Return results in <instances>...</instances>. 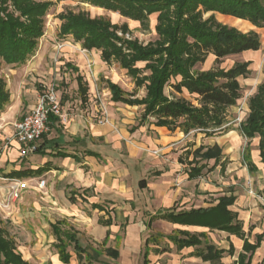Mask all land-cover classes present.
Returning <instances> with one entry per match:
<instances>
[{
  "label": "trees",
  "instance_id": "16d2710c",
  "mask_svg": "<svg viewBox=\"0 0 264 264\" xmlns=\"http://www.w3.org/2000/svg\"><path fill=\"white\" fill-rule=\"evenodd\" d=\"M14 8L11 12L8 3ZM68 1V0H57ZM88 3L93 7L118 14L123 18L139 22L143 30L149 29L150 17L157 15L155 31L158 38L147 44L133 37V31L127 23H113L107 16L92 17L87 11H68L59 14L61 21L59 36L72 37L88 52L97 50L101 60L108 65L117 63L126 71L134 83L132 92L125 91L119 84L105 81L112 95V101L129 106H140L143 112L139 127L150 124L166 127L170 131L180 130L184 134L192 131L211 136L216 130H222L227 123V111L235 107L241 99L239 78L250 74L251 62L236 63L226 70L215 67L201 71L199 64L206 62L212 54L216 63L229 56L245 52H257L261 49L260 35L256 31L242 32L238 28L221 23L216 14L232 16L245 20L254 27L264 29V0H71ZM53 2L51 0H0V71L3 65L24 64L35 55L39 40L45 33V16ZM15 12L18 13L16 16ZM209 15L208 17H205ZM121 33L122 35H119ZM129 36V38H127ZM143 64V67L139 65ZM83 102L88 98V85L82 76L76 78ZM171 91L167 94L166 90ZM146 92L139 98V92ZM187 92L194 97L196 104L185 97L178 96ZM11 101L5 79L0 77V112ZM62 103V101H61ZM65 103V101L63 102ZM60 121L58 117L50 116ZM242 135L252 140L259 137V151L264 165V83L257 88L256 94L249 99V114L240 126ZM45 135H43L44 137ZM41 147L36 152H40ZM250 147L245 149V162L249 172L258 171L253 163ZM89 155L100 158L94 152ZM189 177H202L206 165L203 161L222 158V149L200 146L193 153ZM196 164L195 166H193ZM215 164V165H216ZM43 169H21L11 172L7 178L26 179L43 174ZM160 174V172H156ZM144 188L145 180L140 182ZM264 201V190L262 193ZM236 197L223 196L211 208H198L189 211H177L175 207L167 209L153 217L176 224L209 228L211 231L227 232L244 240L243 252L239 254L237 264H252L255 251L264 241V233L258 235L254 244L245 238L243 223L238 215L230 210ZM59 243L56 245L60 258L69 263L71 255L68 247L74 244V250L80 259L86 250L81 247L74 234L56 231ZM65 236V238H64ZM163 235H152L145 241V264H148V246L160 243ZM205 233L192 234L181 232L167 237L179 250L195 247L194 256L204 262L222 264L224 249L208 242L204 243ZM229 255L235 254L230 246ZM113 258L119 257L118 251L108 249ZM90 260L92 257L85 256ZM0 264H31L23 258L14 237L0 218ZM259 264H264V258Z\"/></svg>",
  "mask_w": 264,
  "mask_h": 264
},
{
  "label": "crops",
  "instance_id": "0c3cea01",
  "mask_svg": "<svg viewBox=\"0 0 264 264\" xmlns=\"http://www.w3.org/2000/svg\"><path fill=\"white\" fill-rule=\"evenodd\" d=\"M113 15L115 14L113 13ZM217 15L223 18L222 22L224 24L238 28L236 18H233L231 16H224L221 14H216V16ZM118 16L121 17L120 15ZM123 19L125 20L124 22L129 25V27L130 23H139L126 18ZM240 21H244V23L241 24H243V26L245 27L249 25L254 27L248 21ZM65 50H67L68 52L73 51L70 46L65 47ZM90 53L87 56L79 54L73 56L74 58L76 57L75 61L78 62V64L75 65L76 67L72 66L71 63H67L65 66L77 72L81 70L80 72L82 73V68H86L84 67L86 65V62L94 61L97 69V74L101 79H105V81L110 80L113 83H117L111 77H104L106 68L110 65L101 60V53L97 50H92L90 51ZM246 53L250 52H245L242 54ZM39 57L40 56H38V58ZM79 75L82 76L85 80L84 82L87 83V80L84 77V73H78L77 77ZM88 82L91 83V80H88ZM78 91L79 95L81 96L79 86ZM104 91L111 99L110 105L112 110H110L109 112L111 119L108 123L104 125H100L97 123L100 119H98L97 116L98 106H96L92 95H90L88 91L87 101L83 102L82 97L80 100V104L82 106H87L85 112H82L81 114L74 113L70 121L52 120L50 122V131L45 134V136L39 141V147H41L40 152L32 154V159H35L36 163L31 168L27 169H32L35 171L38 169H43L45 172L36 177L49 176L50 179H53V181L55 180L52 186H50V189H48L47 191L45 190L46 201L52 203L51 205H49V208L51 209V211H49L50 213H54V210L58 209L61 210V214L60 218L57 220H52L50 218L48 219L47 222L49 226H47L50 227L51 231H41L37 226L34 227L32 223L27 225V229L35 233H31L32 236L35 237L33 241L36 240V243L33 247L31 246L32 248L30 249L35 252H41L44 250L42 248L45 247L44 253H47L49 251L48 259L51 264H71L73 254L76 255L78 264H94L95 261H97L99 257L103 255H106L111 260L117 261L122 257V250L121 248L119 249L118 246H107L112 237L116 241V243H118L121 239L120 232L122 228L125 227L126 234H133L135 232V229L142 230L139 224H142L144 227H147L149 229L150 227L158 223L162 224L163 226L166 225L167 228L170 229V231L162 230L160 232L163 233L157 234L163 235L158 245L151 243L154 246V248L151 250H153L156 255H163L168 253L170 251L169 244H172L174 247H176L177 251L181 252L184 250L193 249V251H191L189 255L191 258L201 260L203 263L213 264L211 262H204L202 259L194 256L193 253L195 252V247H189L179 250L173 242L167 239V237L170 235L180 234L184 231L190 232L192 234L205 233L207 236L205 237V239L203 238V241L204 243H209V234H212L213 232H220L226 235L228 246L219 248L212 242L210 244L226 251L222 258V264H224L223 260L225 257H235L234 264H237L238 256L243 252L244 247V240L240 237L231 235L227 232L211 231L209 228L205 227L181 225L164 219L153 220L152 218L161 214L167 209H172L173 207H175L177 211H189L191 209L198 208H211L218 203V199L220 197L234 196L236 197V201L234 205L230 207V210L236 213L238 215V220L243 223V229L246 235L245 238H248L249 242L254 244L256 242L257 236L264 233V201L262 197L264 187L260 195L258 196L259 198L256 196L251 197L246 193L241 194V192L239 191V184H242V182L247 179L245 177V173H247L248 176L250 173L245 162V150L243 153L242 161L240 162L239 157L235 153L231 154L229 152H225V145H221L216 142L212 143V141L210 140H208L207 144L204 143L205 145H196L193 148L189 146L185 147L186 144H183L191 136V134H194V132L196 131H192L189 134H184L179 129L176 131H170L166 127H156L155 125L150 124H145L138 129H135L134 131L132 127L128 131L126 124L127 121L128 123H135V121L124 117L123 112L127 111L126 108H141L143 112V108L140 106H129L122 103L113 102L111 92L108 89L107 85L104 88ZM90 92H92V90H90ZM64 101L66 103L68 100ZM77 107L79 106L77 105ZM144 128H146V131H152L155 137H152L151 134L149 135L148 132H146L145 136H143L141 139L140 147L139 144L136 145L138 143V139L136 140L135 138H138L140 136L141 131ZM237 131H231V133L237 135L235 136V144H233L235 146H233L234 148L240 146L241 139L242 137H244L243 135H241V132ZM202 134L206 136L205 133ZM252 140H254L255 143H252ZM252 140H249L247 146L250 147V153L253 163L257 166L261 177L264 178V165L261 162L259 151V137H256ZM131 143L136 144L135 146H131ZM216 144L222 149V158L217 164L215 160L203 161L201 162V164L207 166V168L205 169L207 173H212L219 168L220 174H225L226 176L229 175L228 180L230 178L232 180L228 181V186H230L231 188L228 193L217 196L218 198L213 204L200 207L193 206V197L195 196L196 192L204 190L203 185H198V178L190 179L189 177L188 172L190 169V163L194 159L193 153L200 146L213 147ZM15 145V152L20 155L21 145L16 141ZM123 146L127 150V156L121 154ZM251 147H253V149H251ZM179 148H181V150L175 152V150H178ZM89 151L99 154L100 158L89 155ZM211 163L212 166L210 165ZM195 165L196 164H194L193 166ZM137 168H139V170ZM13 171H10L7 176ZM156 172H160V174H156ZM137 177L138 179H136L135 181V178ZM54 178H57V181ZM142 180H145L144 188H142L140 184ZM205 190L206 192H214L218 190V188L215 187L212 182V185L206 184ZM48 191L50 193L49 195ZM256 198H258L259 200H257ZM179 202L181 208H177ZM134 205H136V211L132 209ZM79 208H82L86 211L84 212L85 216L80 215V213L82 212ZM15 209V215L10 219L14 220L13 222L16 224H22L23 216L20 215V212L18 213L16 206ZM87 212L93 213V219L96 224L95 230L97 231L96 233L99 236L98 242L103 243L104 249L92 248L91 251H89L88 247L85 246L79 238L80 233L76 230L80 229L77 226H75L76 230H72L71 227H69L67 230L64 229V226H66V224L78 221V219H73L72 216L75 217V215L78 214L80 217L86 219L88 218ZM136 212L139 213V219L137 221L138 224H135V218L137 217ZM39 215L40 213L37 212L35 214V217L37 218ZM249 225L250 228H248L249 230L246 231L245 227ZM42 227L45 228V225H42ZM59 230L62 232V234L69 233L76 236V239L79 241L81 247L86 250V253L83 254L82 259L78 257L77 253L74 250V244H72L67 249V251L71 255L70 262L64 263L61 260L59 251L56 246L59 243L58 234L56 231ZM254 230H257L258 232L256 233L255 241H251L250 237ZM141 233H143V231L139 232V234ZM42 235L45 239L44 242H46V246L42 244ZM152 235H154V233H151L148 238ZM15 238L16 237H14V239ZM161 240H166V246L162 247L163 242ZM145 241L143 264H145ZM151 244H149L148 246V264H150L149 248H151ZM231 245H233L235 248V254L233 256L229 255L227 252ZM70 248L72 249V251H70ZM19 249V251L23 255V258L32 264V254L30 253L31 251H28L30 257H27V255L25 254L26 252L23 251L22 247H20ZM24 249L27 250L28 248L24 247ZM108 249L118 251L119 257L115 259L113 258V256H110L107 253ZM87 255L89 257L91 256L92 259H87L85 257ZM263 258L264 241L255 251L252 259V264L261 263Z\"/></svg>",
  "mask_w": 264,
  "mask_h": 264
},
{
  "label": "rangeland",
  "instance_id": "374dc122",
  "mask_svg": "<svg viewBox=\"0 0 264 264\" xmlns=\"http://www.w3.org/2000/svg\"><path fill=\"white\" fill-rule=\"evenodd\" d=\"M51 1L53 2V4L45 16V33L44 36L39 40L38 49L35 55L32 56L24 64H19L16 66L3 65L0 71V77L5 79L7 83V89L11 94V101L6 105L3 112H0V218L4 221L10 234H12L13 237H16L15 239L18 245V249L22 247L23 251L26 252L25 254L27 255V257H30L28 251H31L30 253L32 254V264L51 263L48 259L49 251L47 253H44L45 247L42 248L44 249L43 251H41L42 253L40 251L35 252L30 249L34 246L36 240L33 241L35 237H33L31 233H35L29 231L27 229V225L32 223L34 227L37 226L38 228H40L41 231H51L50 227H48L49 225L47 221L49 218L52 220L59 219L61 210L55 209L54 213L51 212L52 214L49 212L51 211L49 205H51L52 203L46 201L45 190L47 191L48 189H50V186H52L53 182H55V180L53 181V179H50L49 176L36 177V180L44 179L46 181L45 188H40L39 186H37V183L35 181L31 183V187L27 188L20 194L19 198L14 199L10 195L11 188L14 186V182L10 178H7V174L13 170L31 168L36 163L35 159H32V154L22 156L21 153L19 155L17 152H15V124L25 115L29 114L37 104L39 96L44 94L52 87L54 88L57 95L61 98L62 111L63 114L66 115L67 121H70L74 113L81 114L82 112H85L87 106H82L80 104L81 96L79 95L78 84L76 80L78 73H84V77L89 85V94L92 95L96 106H98V109L101 107V104H104L108 112V117L110 121L111 116L109 112L110 110H112L110 105L111 99L104 91V88L106 87L105 79L103 80L98 76L95 62H86V65L84 66L86 68H82V73L80 72L81 70L77 72L65 66L67 63H71L72 66L76 67L75 65L78 64V62L75 61L76 57L74 58L73 56H76L78 54L87 56L90 52L87 53L88 51L83 50L80 44L75 43L71 37L61 38L59 36L61 21L59 20L58 16L59 14L68 11H87L91 14L92 17L107 16L111 18L113 23H117L119 25L125 23V20L119 17L117 14L113 15V13L111 12L93 7L88 3H82L81 1L71 0ZM8 7L11 12H14V8L11 4V1H9ZM15 14L16 16L18 15L17 12H15ZM208 16L209 15H206L205 17ZM216 17L221 23H223V18L221 16L217 15ZM240 20H237L236 18V22L238 23L237 27L240 31L246 33L253 30L260 35V40L262 43L261 49L256 53L250 52L246 54H239L226 57L219 64L216 63L215 56L210 54L206 62L203 64H199L197 66V69L205 71L215 67H220L228 70L233 67L236 63H243L248 61L251 62V65L249 67L250 74L246 78H239V82L242 87V97L237 102V105L235 107H231L228 109L227 123L222 128V130H216V132L212 133L211 136L208 137L203 135L201 132H194V134H191V136L186 140L183 145L186 144L185 147L189 146L193 148L196 145H205L204 143L207 144L208 140H210L212 141V143L216 142L221 145H225V152H229L231 154L235 153L239 157L241 162L244 150L246 149L249 140L245 137H242L240 146L234 148L235 146L233 144H235V136L237 135L231 133V131L238 130L237 132H240V125L246 120L249 114V99L256 94L258 86L264 83V29L256 27L254 28L251 25L245 27L243 26V24H241L244 23V21ZM156 24V14L150 17L148 30H143L139 23H130V28L133 31V37L138 38L140 42L144 44H147L151 41H155L158 38L155 31ZM61 45L62 48L60 49L59 46ZM67 46H70L73 51L68 52L67 50H65V47ZM38 56L40 57L38 58ZM139 66L143 67L144 65L140 64ZM104 77L113 78L126 91L131 92L134 90V83L132 79L127 76L126 71L122 70L117 63H113L112 65L107 66ZM88 80H91L92 86L91 83L88 82ZM90 90H92V92H90ZM170 91L171 88L168 87L166 90L167 94H169ZM145 94V91L141 90L138 97H144ZM178 96L185 97L186 99L191 100L193 103L196 104L194 97L189 95L186 91ZM64 100L68 101L66 103H63ZM77 105L79 107H77ZM126 109L127 111L123 112L124 117L135 121V123H128L127 121V129L129 131L132 127H135L138 124L142 109ZM97 114L98 119L103 117V114L101 112H97ZM145 129L146 128L142 130L143 132L141 131V134L138 138H135L136 140L138 139V143H131V146L139 144V146L141 147V139L143 136H145L146 132H148L149 135L151 134L152 137H155L152 131H146ZM252 143H255L254 140H252ZM39 144L40 143L38 142V145ZM251 149H253V147H251ZM179 150H181V148L175 150V152H178ZM121 154L127 156V150L124 146L122 147ZM210 165L212 166V163ZM137 169L139 170V168ZM222 175L223 174H220L219 172V168L212 173H207L206 170L204 171L203 177L197 179L199 183L198 185H203L204 190L196 192L195 196L193 197V206L200 207L204 205L213 204L217 200V196L229 192L231 187L228 186V181H231L232 179L230 178L228 180L229 175ZM245 175L247 179H245L242 184H239V191L241 192V194L246 193L251 197H258L264 187V178L261 177L259 171L254 174L249 173V176L251 177H249L247 173H245ZM54 179H56L57 181V178ZM136 179H138V177L135 178V181ZM212 182L214 186L218 188V190L214 192H206V184L212 185ZM251 190L255 193V195L250 193ZM49 194L50 193L48 191V195ZM258 198L256 199L259 200ZM15 206L17 208L18 213L20 212V215L23 216L22 224H16L13 222L14 220L10 219L15 215ZM135 206L136 205H134L132 209L136 211ZM177 208H181L180 202L177 205ZM79 209L82 212L80 213V215L85 216L84 212L86 211L82 208ZM37 212L40 213V215L36 218L35 214ZM136 213L137 217L135 218V224H138L137 221L139 219V213ZM92 214L93 213L87 212V217L89 219L82 218L78 214H76L75 217H72L73 219H78V221L66 224L67 227L64 226V229L66 230L69 227H71L73 230L75 229V226H77L80 230H75L80 233L79 238L81 242L88 247L89 251H91L92 248L104 249L103 243L98 242L99 236L97 235V231L95 230L96 224ZM42 225H45V228H43ZM139 225L142 230L135 229V232L133 234H126V229L124 227L120 232L121 239L118 243H116L113 237L108 242L107 246H118L119 249L121 248L122 257L120 259L114 261L108 258L106 255H103L100 256L94 264H143L145 239L148 238L151 233L157 235L158 233H163L160 232L162 230L170 231V229L167 228L166 225L163 226L162 224L158 223H156L149 229L147 227H144L142 224ZM248 228H250V225L245 227L246 231L249 230ZM142 231L143 233L139 234V232ZM257 232V230L253 231L250 237L251 241H255V236ZM209 235V243L212 242L219 248L228 246L225 234L220 232H213ZM44 241L45 239L43 237L42 244L46 246V242ZM161 241L163 242L162 247L166 246V240ZM24 247L28 249L26 250L24 249ZM150 247V264H209L203 263L201 260L191 258L189 255L191 251H193V249L184 250L181 252L177 251L176 247H174L172 244H169L170 251L168 253L163 255H156L153 250H151L154 248V246L151 244ZM70 251H72L71 248ZM234 261L235 257H225L223 263L234 264ZM71 264H78V260L75 254H73Z\"/></svg>",
  "mask_w": 264,
  "mask_h": 264
},
{
  "label": "built area",
  "instance_id": "2783aa9c",
  "mask_svg": "<svg viewBox=\"0 0 264 264\" xmlns=\"http://www.w3.org/2000/svg\"><path fill=\"white\" fill-rule=\"evenodd\" d=\"M119 35L122 34L119 33ZM127 38H129V36H127ZM59 48L61 49L62 45L59 46ZM97 112L103 114L98 124L104 125L109 122L108 112L104 104H101ZM51 115L58 117L61 121L66 120V115L63 114L62 111L61 99L53 87L39 96L38 102L32 111L15 124L14 137L15 141L21 145L22 156L36 153L39 148L38 142L43 138V135L50 131ZM11 180L14 182V186L11 188L10 195L14 199L19 198L20 194L31 187V183L35 181L40 188L46 187V181L44 179L36 180V178H29ZM250 193L255 195L252 190Z\"/></svg>",
  "mask_w": 264,
  "mask_h": 264
}]
</instances>
